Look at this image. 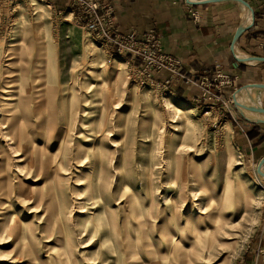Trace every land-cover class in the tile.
<instances>
[{"label": "rangeland", "instance_id": "obj_1", "mask_svg": "<svg viewBox=\"0 0 264 264\" xmlns=\"http://www.w3.org/2000/svg\"><path fill=\"white\" fill-rule=\"evenodd\" d=\"M67 12V5L58 7L50 0H0V94L4 90L22 91L31 82L41 90L44 83L48 90H64L65 98L59 92L56 106L61 109L63 107L65 112L62 115L69 120L71 127L80 118L76 111L78 108L93 110L109 106L107 128L111 129L118 122L120 126L114 128L115 132L111 137L117 138V142L108 140L110 146H113L110 147L111 156L107 167L113 173L117 160L124 157L122 185L117 189V184L114 183L118 172H115L114 177L110 173H102L100 185L111 186L108 193L101 190L100 201L89 198V190L82 189L81 197L87 199L84 200L85 207L82 209L85 215L76 212V207L65 212L63 207V210L59 207L57 199L49 205L46 200L48 197L41 201L38 208L32 207V201L27 196L33 191H28L27 184L37 178L34 173L26 172L27 168L18 162L21 151L13 152L14 149L8 144V136L3 137L5 131L1 130L0 149L6 150L8 156L3 161L0 156V164L5 162L6 169L2 174L5 173L9 178L7 182L0 184V212L4 210L7 213L4 217L10 218V225L20 222L22 226L27 224L26 227L33 231V243L30 245L29 238H18L14 230L10 237H7V232H3L0 236V264H31L28 260L31 255L35 259L34 264H127L129 258H125L128 257L125 256L126 252L120 250L119 253L120 245L118 250L115 247L116 235L111 237L104 232L100 244H96L95 238L88 245L87 242H82L79 223L87 220L89 213H93V218L98 221L96 224L94 220L97 230L95 234L106 230L102 205L112 208L122 220L131 192L139 197L138 205L145 215L128 219V223L136 226L135 248L127 246L128 252L135 253L131 258L134 264H180L177 257L182 252H187L188 264H238L244 252L255 248L259 241L264 243V179L254 172V166L241 161L231 140L229 120L234 126L243 118L238 109L232 102L227 108L215 106L210 109L202 102L178 99L173 93L155 86L137 84L132 80L125 60L107 54L87 30L72 22L71 14L70 21L58 23ZM37 23L43 24L41 39L34 29ZM85 47L89 48L88 52ZM115 59L124 63L116 77L105 65ZM241 86L244 85H237L236 89ZM168 101L182 110H172ZM113 102L116 103L114 106L111 105ZM261 104L264 108V91L260 94V106ZM92 110L81 117L80 133L73 134L71 130L66 137L60 134V127L64 123L56 115L55 127L52 129L48 126L47 141L40 146L42 149L45 147L48 154H58L59 161L63 162L60 166L70 167L68 170H58L56 174L61 179L56 177V180L46 182L43 187L44 192L47 184H51L52 189L56 185L62 187L68 204L79 202L76 199L79 192L74 184L75 179L81 176L77 172L81 173L82 167H75L78 164L75 148L85 144L81 142L83 140L80 135H86L93 121L82 125V118L87 121L96 116ZM47 111L48 108L45 112ZM104 118L103 114L102 119ZM192 121L196 123L195 128ZM60 142L64 143L62 148ZM16 154L19 156H14ZM197 169L202 172L201 180L206 183V188L212 187L222 196L226 192H234L235 184L239 181L240 184L248 183L249 194L247 204L243 201L238 204L233 202V207L229 208L232 211L238 207L233 229L237 232L236 246L223 247L218 244L214 254L203 252L195 262L196 258L190 247L182 249L184 243L175 242V238L168 237L167 231L163 235L153 232V226L158 223L156 216L159 212L164 210L169 216L167 213L172 208V198H176L174 205L179 210L184 208L179 198L183 178L186 180V194L196 190L198 198L204 197L205 192L198 183ZM84 175L86 174L82 173ZM85 182L86 179L82 181ZM41 185L43 181H35L36 188ZM187 200L191 198L187 197L185 204H188ZM144 218L147 226L142 224ZM168 225L170 228L173 226L172 223ZM166 226L164 230H167ZM120 231L123 229L120 228ZM171 243H174L173 253L166 249ZM201 245L196 241L193 248L200 249ZM121 254L123 257L118 256ZM222 255L225 258L221 262Z\"/></svg>", "mask_w": 264, "mask_h": 264}, {"label": "bare ground", "instance_id": "obj_2", "mask_svg": "<svg viewBox=\"0 0 264 264\" xmlns=\"http://www.w3.org/2000/svg\"><path fill=\"white\" fill-rule=\"evenodd\" d=\"M190 1H203V0H190ZM238 3L241 6V14L244 20L243 24L246 26L250 25L253 19L251 10L242 3L240 2ZM68 21H70L69 12H67L62 17V19L58 21V23L68 22ZM42 25H43L42 23H37L34 27L35 31H37V34L40 36V39L43 36ZM85 51L88 52L89 48L85 47ZM234 54L238 58V61L248 65H255L259 62L258 60L252 59L246 54H243L241 51H239V49L236 46H234ZM123 64L124 63L122 60L115 59L110 64H105V65L108 67V69H111L113 71V75L116 77L119 75L120 71L122 70ZM23 80H25V78ZM11 82H14V80H11ZM260 84L261 85L247 84L241 88H238L235 91L233 97L231 98V101L235 103L234 105L244 115V117L251 120H257V119L264 120V112L251 110L250 108V107H256V108L260 107V94L262 91H264V83H260ZM38 87L39 86L37 84H32L31 82L27 84L24 87V89H22V91H20V89L17 90L14 87H13L15 89L14 91L13 89L12 91H5V90L2 91V93L0 94V133L1 130L5 131L4 133L5 135H3V137L6 138V136H8V141L10 140V143L8 144H10L12 146V149H14L13 152L21 151L22 155L19 158L18 162H21L23 164V167L27 168L26 172L34 173V177L37 178V180L40 179L41 182L43 181V185L39 186L38 188H36L35 186V181L37 180L34 181L33 179L31 183L27 184L28 191L30 190L33 191L27 196V199L32 201L31 202L32 207L38 208V206H40L42 203L41 201L45 200V197H48L46 200L48 201L49 205L50 204L52 205L54 201H56L57 199L59 203V207H61L62 210L64 208L65 212H69L70 210H73V207H76L77 210L76 212H80L85 215L84 213L85 211L82 209L85 207L83 205V202L84 200L87 201V199L85 197H81L82 189H88L89 190L88 197L97 198L99 199V201L102 199L101 195L99 194L101 193V190L103 192L106 191L107 193L110 191L109 187L111 185L110 186L100 185L101 184L100 176L102 173H107V174L110 173L111 169L107 167V162L109 160V156H111L110 154L111 152H109L110 147H112L113 145L110 146L108 140H111L113 142L117 140V138L111 139V137L115 132L114 128H118L120 126V122H118L113 127H111V129L107 128V121H108L107 118L110 110L109 106H105V107L102 106L100 108H94L93 110L88 108L87 109L78 108L76 111L77 113L80 114V118L78 117L77 120L78 122L76 123V121H74V126L71 127L69 120L64 118L62 115L65 112L63 110V107L61 109L60 107L56 106V100L58 98L59 92L60 95L62 94L61 96L65 98V96H63L65 94L64 90H59L58 92L57 91L54 92L52 88L48 90L46 83H44L43 87L40 86L42 87V90L38 89ZM16 88H18V86H16ZM114 104L116 103L114 102L111 103V105L113 106ZM168 105L170 106V108H172V110H176V111L182 110L177 106H175L172 101H168ZM47 108L48 111L45 112ZM90 110H92L97 115L94 116L93 118H90L87 121L84 118H82V125H85L86 122H89L90 120L93 121L92 123L93 125L90 129L86 131L87 132L86 135H80L83 140L81 142L85 144L84 145L80 144V147L76 146L75 148V154H76L75 157L78 159L77 160L78 164L75 165V167H82L81 173L79 171L77 172L81 176L75 179L76 183L74 184L76 190H78L79 192L77 193L79 197L77 198L75 197V198L79 202L77 203L73 202L71 204H68V202L66 201L67 195H65V193L64 194L62 193V191H64L62 190V187L60 186L57 187L56 185L52 189L50 187L51 184L50 185L47 184L46 192H44L43 187L46 182L47 183L52 182L53 180H56V177L58 179L60 178L56 174L58 170L63 168L64 170H68L70 167L68 165L66 167L64 165L60 166L63 162H60L61 160L59 161L58 154H50V153L48 154L45 151V147L44 149H42L40 146H43V143L47 141V132H46L47 129L50 126L52 127V129L53 127H55L57 123L56 115L59 116V118L61 119L60 121L64 123V125L60 127L59 130L61 131V133L59 131L58 132L62 134V136L65 135L66 137L71 130H73V134L80 133L79 131L81 125L80 119ZM57 112H59V115L57 114ZM103 114L105 116L104 119H102ZM192 125L195 128L196 123L192 121ZM63 145L64 143L62 142L60 148H62ZM179 147L181 148V146ZM57 150L55 151L54 149L56 153ZM0 156L2 161L3 159H6V157L8 156L6 150L0 149ZM14 156H19V154H16ZM123 159L124 157L121 156V158L117 160V165L114 166L113 173H110V175L114 177L115 172H118V175H116L117 177L116 181L114 182L115 184H117V189L122 185V177H124ZM5 167H6L5 162L4 163L1 162L0 184L1 182H7L9 178L8 176H5L6 175L5 173L4 175L2 174V172H5L4 171V169H6ZM196 171H198L197 174H198L199 186L205 192L204 197L198 198L196 190H192L189 192V194H186V189H187L186 180L183 178L181 182V188L179 190V198L184 208L182 209L181 207V209L179 210L176 207L177 205H174L176 204V200H175L176 198L175 199L172 198L171 199L172 208L170 209L169 213H167L169 216L166 215V212L164 210L159 212V214L156 216V219H158V223H156L153 226L154 229L153 232L156 231L159 234L163 235V232L167 231V234H169L168 237L170 236L173 237V239L175 238V242L177 241L184 243L183 247L181 246L182 249L183 248L187 249L188 247H190L193 250L192 251L193 256H195L196 258L195 262H197V260L199 259V257L203 252H206L207 254L210 255L214 254V252H216L217 250L218 244L223 247L236 246L235 237L237 232H235L233 229H234V221L238 216V207L235 208L234 210L232 209V211H229V208L233 207L232 204L233 202L234 203L236 202V204H238L241 201H243L245 204H247V200H248L247 197L249 194L247 190L248 183L242 182L240 184L239 181V183L235 184L236 187L234 192H230V194L226 192L222 196L221 194L217 193L214 188L212 187L206 188V183L201 180L202 172L199 171L198 169ZM82 173L86 174L84 175L85 178L84 176H82ZM54 176L55 178H53ZM258 176L264 179V176L261 175ZM84 179H86V182L82 183ZM103 184H105V182H103ZM187 197H190L191 200H187L188 204H185ZM127 201L129 205L124 208L126 209V211L125 213L123 212L124 216L122 220H120V217L115 215L116 211L112 210V208H107L105 205H102V209L103 211H105L104 224L106 230L99 231L97 234H95L97 230L94 226L95 219L93 218V213H89V216H86L87 220L81 221V223H79V226L81 229L80 234H82L83 237L82 242H87L88 245L94 242L95 238H96V244H100L104 232L107 234V236L112 237L113 234L116 235L115 236V239L117 240V242L115 243L116 249L118 250V247L120 245V249L118 251L119 253L120 250L121 252H126L125 256L128 257L125 258L126 259L129 258L127 264H134V261H131V258L134 257L133 255H135V253L128 252L127 246L132 248L136 245V241H137L136 233H135L136 226H134L135 224L133 225L132 223H128V219L130 220L136 217H145V215L143 214L140 205H138L140 200L135 193L131 192L130 196H128ZM58 203L56 205H58ZM1 211L2 212H0V236H2L3 232H7L8 234L7 237H10V233L14 230L17 232L18 238H20V236H23V238L26 239L29 238L31 245L33 243V234H32L33 231L31 232L30 227L28 229V227H26L27 224L22 226L21 222L18 224L14 223L10 225L9 223L10 218L4 217V215H6L7 213L4 210ZM147 216L148 215L146 214V217ZM97 222L98 221L96 219L95 223L97 224ZM170 223L173 224L172 228H170V226L168 225ZM142 224L144 226H147L146 218H144ZM165 225H167L166 226L167 230H164ZM11 226L12 228H10ZM120 228H122L124 232L120 231ZM196 241L197 242L199 241V243L202 244L200 249H194L195 248L194 243ZM166 249L168 250L170 249L172 253L175 252L174 243H171L169 245V248L167 247ZM219 253L220 252H218V254ZM118 256L123 257V254ZM187 256H188L187 252H182L179 254L177 259L180 262V264H188ZM223 256L224 255L220 257L221 262L225 258V256L224 257ZM28 260L30 263L31 262L33 263L35 261L32 255ZM62 261L65 262L64 260Z\"/></svg>", "mask_w": 264, "mask_h": 264}, {"label": "crops", "instance_id": "obj_3", "mask_svg": "<svg viewBox=\"0 0 264 264\" xmlns=\"http://www.w3.org/2000/svg\"><path fill=\"white\" fill-rule=\"evenodd\" d=\"M106 1L114 7L116 25L120 31L134 28L143 33L155 28L162 36L164 52L179 58L183 71L190 78L198 80L204 71L212 77L216 67L229 75L232 82L221 89L222 97H232L233 81L236 86L264 82V62L240 64L230 50L233 34L244 21L237 1L222 0L190 7L186 6L185 0ZM245 1L253 9L254 21L234 46L247 56H264V0ZM50 2L58 7L68 3L67 0ZM191 11L196 13L195 17ZM172 93L178 99L193 101L198 90L195 86L178 83ZM229 124L231 140L241 161L254 166L255 172L257 162L264 157V123H252L240 118L234 126L230 120ZM263 251L264 243L259 241L255 248L244 252L238 264H264Z\"/></svg>", "mask_w": 264, "mask_h": 264}, {"label": "built area", "instance_id": "obj_4", "mask_svg": "<svg viewBox=\"0 0 264 264\" xmlns=\"http://www.w3.org/2000/svg\"><path fill=\"white\" fill-rule=\"evenodd\" d=\"M67 2L72 22L87 30L107 54L124 59L132 80L137 84L152 85L169 93L173 92V87L178 83L195 86L198 94L194 100L210 109L215 106L227 108L232 102V97L224 98L220 94L221 89L232 82L229 75L216 67L212 77L204 71L198 80L190 78L183 71L180 59L164 52L162 36L155 28H149L143 33L134 28L120 31L116 25L114 7L106 0ZM186 6L190 7L191 4L186 2ZM191 13L195 17L196 13ZM232 86L235 91L237 86L234 81Z\"/></svg>", "mask_w": 264, "mask_h": 264}, {"label": "water", "instance_id": "obj_5", "mask_svg": "<svg viewBox=\"0 0 264 264\" xmlns=\"http://www.w3.org/2000/svg\"><path fill=\"white\" fill-rule=\"evenodd\" d=\"M187 3H189V4H191V5H197V4H202V3H208V2H218V1H222V0H203V1H190V0H185ZM234 1H237V2H240V3H242L243 5H245L247 8H249L250 10H251V12H252V17H253V19H252V23L250 24V25H244L243 23H240L238 26H237V28H236V30H235V32H234V34H233V37H232V40H231V45H230V50H231V52L234 54V44L236 43V41H237V39L239 38V36L245 31V30H247V29H249L252 25H253V21H254V14H253V9L251 8V6L248 4V2H246L245 0H234ZM250 58H252V59H256V60H258L259 62H264V56H249ZM234 58H235V60L238 62V63H240V64H244L243 62H240V61H238V58L235 56V54H234ZM249 84H252V85H261L260 83H256V82H254V83H249ZM237 90V89H236ZM235 90V91H236ZM235 91H234V93H235ZM234 93L232 94V97H233V95H234ZM233 103V102H232ZM235 103H233V105H234ZM235 106V105H234ZM236 107V106H235ZM251 108V110H257V111H259V112H264V108L263 107H258V108H256V107H250ZM238 112H239V114L245 119V120H247V121H249V122H252V123H264V120H260V119H257V120H251V119H248V118H246V117H244V115L238 110ZM263 165H264V157L263 158H261L258 162H257V164H256V166H255V173L256 174H258V175H261V176H264V170H263ZM262 259H263V263H264V252H263V257H262Z\"/></svg>", "mask_w": 264, "mask_h": 264}]
</instances>
